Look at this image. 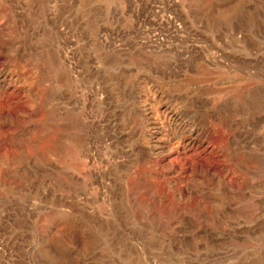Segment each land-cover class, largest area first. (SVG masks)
<instances>
[{
  "label": "rangeland",
  "instance_id": "rangeland-1",
  "mask_svg": "<svg viewBox=\"0 0 264 264\" xmlns=\"http://www.w3.org/2000/svg\"><path fill=\"white\" fill-rule=\"evenodd\" d=\"M32 1L0 0V264H264V0Z\"/></svg>",
  "mask_w": 264,
  "mask_h": 264
},
{
  "label": "bare ground",
  "instance_id": "bare-ground-1",
  "mask_svg": "<svg viewBox=\"0 0 264 264\" xmlns=\"http://www.w3.org/2000/svg\"><path fill=\"white\" fill-rule=\"evenodd\" d=\"M21 0H19V2H20ZM32 1V0H31ZM33 2V1H32ZM152 54V53H151ZM162 58V57H161ZM152 59V58H151ZM61 78L63 79V82L60 84H57V85H54V84H52L51 85V89L53 90V93H52V96H51V101L52 102H54V101H56V100H58V99H60L59 101H56V102H58V104L59 105H61V107H63L64 108V112H62L63 114H64V116H68L69 115V111H68V106L70 105V103H69V93H68V90H69V87L70 86H68L66 83H65V81L66 80H71L72 79V77H73V74H72V66L70 65V64H68V62H67V58H65V59H63V61L61 62ZM144 66V65H143ZM141 67V66H140ZM198 69V68H197ZM12 73V72H11ZM13 73L12 74H10V73H3V74H0V83L2 82V83H8V81H10L12 78H13ZM61 79V80H62ZM190 80V79H189ZM69 82V81H68ZM67 82V83H68ZM71 82H72V80H71ZM37 83V86L39 85V81L38 82H36ZM186 91L187 89L185 88V87H183V88H179L178 89V91ZM29 92H31L32 93V91H29ZM35 93V92H34ZM34 93H32V94H34ZM184 93V92H183ZM58 97V98H57ZM56 99V100H55ZM141 102H144L143 104H145V106L143 107V109H142V111H143V113L145 114V115H151V114H153L154 112L152 111V106H155L156 105V103L158 104L159 102L157 101L156 103H150L149 101H148V99L146 98V99H144L143 101H141ZM55 103V102H54ZM162 103H163V101H162ZM48 105H53L52 103H48ZM148 105V106H147ZM142 106V105H141ZM155 108H158L157 106H155ZM154 110V109H153ZM167 110H162L161 111V114H163L164 115V117H167V114H168V112H166ZM157 112V111H156ZM65 113H66V115H65ZM68 113V114H67ZM72 112H70V114H71ZM74 113V112H73ZM63 116V117H64ZM66 118V117H65ZM69 118H72V117H69ZM171 117L169 116V118L168 119H170ZM178 119H181L183 122H184V124H182L183 126H181V127H179L178 128V130H180L179 132H181V131H189V132H191V131H194L193 130V127L191 126V125H189L188 126V124H186V122H185V119H183V118H178ZM171 120V119H170ZM174 120V119H173ZM70 122V121H69ZM171 128L173 129V128H176V127H172V124H170V123H168L166 126H164V127H160V130H159V132H160V134H162L164 131L166 132V131H168V132H171L172 130H171ZM177 129V128H176ZM171 130V131H170ZM173 130H175V129H173ZM174 132V131H173ZM160 137H162V136H151V138H152V141H153V145H152V151H154V153H161V152H163V151H165V150H168V145H167V143L166 142H163V141H161L162 139L160 138ZM154 138H156L155 139V141H154ZM167 141H169V140H167ZM67 148V147H66Z\"/></svg>",
  "mask_w": 264,
  "mask_h": 264
}]
</instances>
